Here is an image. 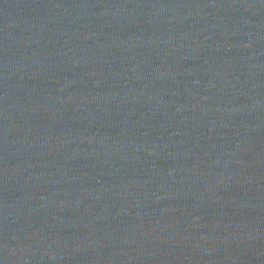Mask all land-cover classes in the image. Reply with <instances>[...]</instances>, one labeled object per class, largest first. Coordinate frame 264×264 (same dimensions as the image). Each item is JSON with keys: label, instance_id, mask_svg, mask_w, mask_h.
<instances>
[{"label": "water", "instance_id": "obj_1", "mask_svg": "<svg viewBox=\"0 0 264 264\" xmlns=\"http://www.w3.org/2000/svg\"><path fill=\"white\" fill-rule=\"evenodd\" d=\"M0 264H264V0H0Z\"/></svg>", "mask_w": 264, "mask_h": 264}]
</instances>
